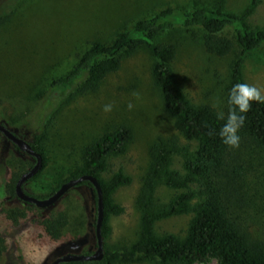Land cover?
I'll use <instances>...</instances> for the list:
<instances>
[{"label": "rangeland", "instance_id": "374dc122", "mask_svg": "<svg viewBox=\"0 0 264 264\" xmlns=\"http://www.w3.org/2000/svg\"><path fill=\"white\" fill-rule=\"evenodd\" d=\"M17 1L0 0V122L6 121L11 130L27 140L45 124L49 154L48 164L36 178L28 180L24 188L32 194L52 193L80 162L81 150L86 144L118 124L128 125L133 139L125 153L109 159V169L103 176L109 178L121 168L131 176L132 182L113 194L114 200L125 210L120 215L109 216L112 231L104 238V246L117 249L130 245L137 240L140 231L137 198L150 164L152 145L159 138L174 136L181 143H188L175 129L172 117L162 105L160 90L151 73L153 57L146 46L124 56L120 69L110 73L95 92L75 94L68 88L56 90L50 98L49 83L73 67L90 41L110 42L134 21L166 7H213L215 0H24L25 5H15ZM250 1L226 0V9L239 13ZM249 22L252 26L264 25V0ZM203 35L200 27L177 25L159 33L154 41L176 44L172 68L184 93L194 103H208L223 112L233 63L241 47L233 29L227 28L222 35L231 38L235 45L229 54L218 56L205 49ZM243 75L248 84L264 89V44L245 55ZM129 103L131 109L127 107ZM106 104L112 105L107 113L103 111ZM23 118L27 121L20 125ZM190 144L192 149L196 147L195 141ZM238 148L245 170L235 192L239 199L237 213L251 224L257 235L264 236V149L241 145ZM22 162L34 163V159L14 148L0 133V206L7 211L21 205L8 195L6 176L12 169L19 170ZM174 166L182 168L181 157L175 158ZM30 167L28 164L26 170ZM175 192L161 184L156 196L166 202ZM51 210L68 215L62 237L50 240L40 234V230L27 227L7 241L8 248L0 255V264H11L10 247L21 257L22 264H49L56 256L71 252L69 249L74 246V252L79 253L96 249L97 208L91 186H74L54 204L42 208L44 213ZM191 216L190 213L162 219L155 229L160 234L184 236ZM72 241L74 244H70ZM209 261L217 263L215 259ZM129 264H155V261Z\"/></svg>", "mask_w": 264, "mask_h": 264}, {"label": "trees", "instance_id": "16d2710c", "mask_svg": "<svg viewBox=\"0 0 264 264\" xmlns=\"http://www.w3.org/2000/svg\"><path fill=\"white\" fill-rule=\"evenodd\" d=\"M23 1L18 0L15 5H25ZM261 1L251 0L239 13L227 10L226 0H215L213 7L163 8L151 16L134 21L110 42L100 39L90 41L73 67L66 74L50 81V98L56 90L68 88H72L75 94L95 92L110 73L120 69L124 56L146 46L154 59L151 73L155 86L160 90L162 105L172 117L175 129L188 141L183 144L174 136L159 138L152 145L150 164L137 198L141 217L135 242L117 249L104 246V256L100 260H76L61 264H129L144 260L155 261V264H211L210 259H215L216 264H264V236L257 235L251 229V224L237 213L239 199L235 192H238L236 188L245 170L240 148H229L221 143L217 134L223 123L217 119L220 111L208 103H194L178 85L172 68L177 54L176 44L154 41L159 33L177 25L200 27L204 30L205 49L209 53L225 56L233 50L235 43L222 33L232 28L241 52L233 63L229 91L235 83H247L243 75L244 57L264 44V25L252 26L249 22ZM227 111L226 103L223 111L225 116ZM26 121L23 118L19 124H25ZM1 123L8 127L6 121ZM44 126L30 140L33 149L43 157V168L49 162ZM239 135L241 146L264 149V104H251ZM132 139V129L122 123L103 132L82 148L80 162L53 190L56 191L63 182L83 174L96 176L103 191L104 238L112 231L109 216L120 215L125 210L114 200L113 194L119 187L130 184L132 178L121 168L109 178L103 174L109 169V159L125 153ZM191 141L196 142L193 149ZM177 156L182 160L181 169L174 166ZM28 164L32 166L34 163L22 162L19 170L14 172L12 169L6 176L8 195L11 199L19 200L21 205L11 207L8 211L0 206V255L7 250V241L27 227L34 231L40 230V234L50 240H59L62 228L68 222L66 212L51 210L44 213L42 208L17 196L16 182ZM40 172L29 180L36 178ZM85 184L93 188L97 208V194L92 183L85 180L77 186ZM161 184L176 190L166 202L159 201L156 196ZM50 194L32 195L45 198ZM190 213L192 216L184 236L160 234L155 229L156 223L162 219ZM70 244H74V241ZM75 248L71 247L69 251L74 252ZM8 256L11 264H22L21 257L14 254L13 247L8 250Z\"/></svg>", "mask_w": 264, "mask_h": 264}, {"label": "water", "instance_id": "95a60500", "mask_svg": "<svg viewBox=\"0 0 264 264\" xmlns=\"http://www.w3.org/2000/svg\"><path fill=\"white\" fill-rule=\"evenodd\" d=\"M0 133L9 141L14 143L18 148L26 152L34 159V164L24 171L16 182V193L19 198L24 201L34 203L40 208L48 207L58 201L70 188L77 186L79 183L87 180L92 183L97 194V215H96V239L97 247L91 253H79V252H66L56 256L49 264H61L68 261L76 260H100L104 256V237L102 235V226L105 218L104 213V200L101 184L96 176L91 174H83L78 178H72L63 182L59 188L45 198H39L31 193L27 192L24 188V184L35 176L43 168L42 155L33 149L31 141L22 137L15 131L11 130L5 124L0 122Z\"/></svg>", "mask_w": 264, "mask_h": 264}, {"label": "clouds", "instance_id": "9594fccd", "mask_svg": "<svg viewBox=\"0 0 264 264\" xmlns=\"http://www.w3.org/2000/svg\"><path fill=\"white\" fill-rule=\"evenodd\" d=\"M264 104V89L248 83H235L228 91L226 103L228 105L227 115L223 112L217 113V119L223 123L219 126L217 134L225 146L238 148L241 137L239 130L243 127L245 114L249 111L251 104ZM129 109L132 104L127 105ZM112 110L111 104L103 107L105 113Z\"/></svg>", "mask_w": 264, "mask_h": 264}]
</instances>
